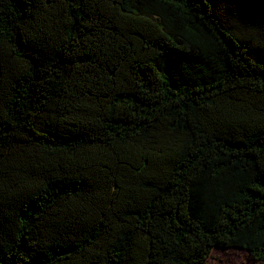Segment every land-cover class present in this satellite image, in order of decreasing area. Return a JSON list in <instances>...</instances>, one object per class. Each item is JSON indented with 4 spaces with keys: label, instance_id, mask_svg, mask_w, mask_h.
I'll use <instances>...</instances> for the list:
<instances>
[{
    "label": "trees",
    "instance_id": "obj_1",
    "mask_svg": "<svg viewBox=\"0 0 264 264\" xmlns=\"http://www.w3.org/2000/svg\"><path fill=\"white\" fill-rule=\"evenodd\" d=\"M264 264V0H0V264Z\"/></svg>",
    "mask_w": 264,
    "mask_h": 264
},
{
    "label": "rangeland",
    "instance_id": "obj_2",
    "mask_svg": "<svg viewBox=\"0 0 264 264\" xmlns=\"http://www.w3.org/2000/svg\"><path fill=\"white\" fill-rule=\"evenodd\" d=\"M249 252L245 249L230 248H213L210 256L204 264H256Z\"/></svg>",
    "mask_w": 264,
    "mask_h": 264
}]
</instances>
